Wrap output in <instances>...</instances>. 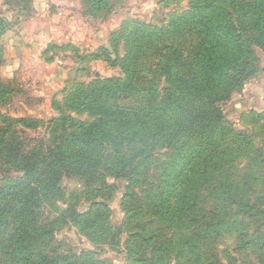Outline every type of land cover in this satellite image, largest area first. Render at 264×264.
Returning <instances> with one entry per match:
<instances>
[{
	"label": "rangeland",
	"instance_id": "obj_1",
	"mask_svg": "<svg viewBox=\"0 0 264 264\" xmlns=\"http://www.w3.org/2000/svg\"><path fill=\"white\" fill-rule=\"evenodd\" d=\"M196 1L105 0L106 8L97 12L89 0H0L2 58L4 54L15 56L22 64L14 71L0 67V138L41 151L66 142L79 125L96 120L88 111L72 108L84 102H75L78 91L102 79L124 80L128 35L134 32L126 24L143 22L158 32L174 33V23L190 12ZM214 1L224 17L240 20L247 41L260 40L256 35L260 27L243 19L245 12L238 6L241 0ZM256 1L261 0L245 3L254 5ZM74 31L82 38L80 44L60 43V33ZM168 37L166 33L163 39ZM178 38L172 47L179 45L180 64H187L197 42L195 28L186 24ZM251 48L258 58L256 73L232 93L233 99L225 107V123L245 136L244 142L226 146L235 151L234 180L238 184L237 204L230 211L234 219H243L244 226L233 225L229 233L202 237L198 250L192 252L194 243L184 245L180 239L190 241L203 235L204 220L180 228L157 202L162 192L158 184L164 182L162 176L167 175L173 158L160 148L154 155L141 153L135 149L139 140H126L124 145L128 146L116 153L124 158L125 165L113 164L119 158L115 152L105 154L96 181L77 170L65 181L66 191L49 197L42 205L39 222L27 227L28 236H33L30 230L41 223L52 225L56 235L40 241L38 250L58 257L61 264H197V251L203 254L199 264H264V112L244 110L248 86L260 82L264 70V46ZM65 63H69L66 68ZM7 77L13 78L10 81ZM21 119L25 122L19 123ZM247 141H252V147L245 146ZM131 165L129 178H117L120 169L130 173ZM19 175L12 170L0 189ZM3 219L9 221L7 213ZM18 226H1L0 242L18 237ZM4 246L9 248V242ZM87 254L90 260L83 259Z\"/></svg>",
	"mask_w": 264,
	"mask_h": 264
},
{
	"label": "trees",
	"instance_id": "obj_2",
	"mask_svg": "<svg viewBox=\"0 0 264 264\" xmlns=\"http://www.w3.org/2000/svg\"><path fill=\"white\" fill-rule=\"evenodd\" d=\"M89 2L94 11L106 8L105 0ZM215 4L214 0L194 2L191 11L174 23V33L158 32L143 22H128L134 32L128 35L124 80L102 79L78 91L74 101L84 102L72 108L88 111L96 120L79 125L60 146L27 150L21 142L0 138V183L12 170L21 174L0 189V227L19 224L15 229L18 237L0 242V264H61L58 257L52 258L36 247L56 235L53 226L41 223L32 227L31 237L27 227L39 222L42 205L49 197L66 191L65 181L77 170L96 181L105 154L118 153L128 146L124 145L126 140H139L135 149L141 153L154 155L160 148L173 158L167 175L162 176L164 182L158 184L162 192L157 202L180 228L204 220L203 235L190 241L180 239L184 245L194 243L192 252L198 250L202 237L229 233L233 225L244 226L243 219H234L230 211L237 204L238 184L234 180L235 151L226 146L244 142L245 136L225 123V107L232 101V93L256 73L258 58L251 47L264 46V0L254 5L245 0L238 3L245 12L243 19L260 27L256 34L259 41H247L240 20L224 17ZM186 24L195 28L197 42L187 56L188 63L181 65L179 45L172 46L178 44ZM166 33L169 37L163 39ZM0 58L1 67V50ZM251 142L245 146L252 147ZM117 156L113 164L125 165L124 158ZM125 172L120 169L117 178H129L133 166L130 173ZM261 211L264 214V206ZM3 213L8 214L9 221L3 219ZM8 242L9 248L4 246ZM202 256L197 251V264ZM83 259L90 260V254Z\"/></svg>",
	"mask_w": 264,
	"mask_h": 264
},
{
	"label": "crops",
	"instance_id": "obj_3",
	"mask_svg": "<svg viewBox=\"0 0 264 264\" xmlns=\"http://www.w3.org/2000/svg\"><path fill=\"white\" fill-rule=\"evenodd\" d=\"M77 31V30H75ZM72 32L71 34H68L67 32L64 33H60V37H59V41L60 43H68V44H80V42H82V38L79 37L77 35L76 32ZM45 32V31H43ZM44 37V36H42ZM66 40V41H65ZM11 45L14 47L16 45V43L12 42ZM79 47V46H78ZM3 64L2 66L14 71L18 68H20L22 66L21 61L18 58H15V56L12 57H8L6 54L3 55ZM58 64H63V62L58 61ZM69 64V63H68ZM67 63H65V65H63L65 68L68 65ZM10 81L12 80L13 77H7ZM260 82L258 81H253L252 83L249 84V90L247 95H245V100H247V103H245V108L244 110H246V113H252V112H256V113H260V112H264V70L261 72L260 75ZM261 89H258L260 88ZM243 106H241V110ZM260 107V108H259Z\"/></svg>",
	"mask_w": 264,
	"mask_h": 264
}]
</instances>
